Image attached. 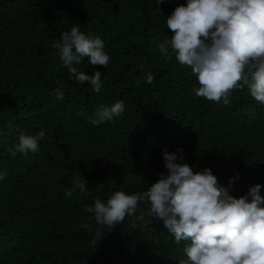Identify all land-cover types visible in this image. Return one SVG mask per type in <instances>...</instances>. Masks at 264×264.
Returning a JSON list of instances; mask_svg holds the SVG:
<instances>
[{
    "label": "trees",
    "instance_id": "trees-1",
    "mask_svg": "<svg viewBox=\"0 0 264 264\" xmlns=\"http://www.w3.org/2000/svg\"><path fill=\"white\" fill-rule=\"evenodd\" d=\"M150 2L0 0V264H178L185 242L146 215L147 202L135 213L143 220L126 215L110 228L86 210L116 190H146L167 172L164 150L182 148V162L209 167L225 187L238 173L236 197L257 183L264 196V105L246 86L230 90L227 104L197 96L191 68L157 47L173 35L166 16L186 0ZM73 26L99 36L110 56L106 67L79 65L101 71L99 92L69 79L52 47ZM118 100L119 117L90 122ZM41 130L37 152L15 150L21 133ZM76 178L89 190L66 198Z\"/></svg>",
    "mask_w": 264,
    "mask_h": 264
},
{
    "label": "clouds",
    "instance_id": "clouds-1",
    "mask_svg": "<svg viewBox=\"0 0 264 264\" xmlns=\"http://www.w3.org/2000/svg\"><path fill=\"white\" fill-rule=\"evenodd\" d=\"M163 2L155 0L156 5ZM166 17V26L173 35L170 39L165 35L158 50L168 58L171 49L180 64L191 68L200 85L194 89L197 96L227 104L230 90L246 86L251 97L264 105V0H186V5L176 6ZM52 47L67 67L69 79L80 84L87 81L94 92L101 90V71L88 75L79 67L85 58L87 65H108L110 56L99 36L73 26L62 32ZM153 79L150 72L146 73V83ZM52 95L57 101L64 100L59 88ZM123 111L121 100L102 105L90 122H111ZM44 136L43 130L35 135L21 133L15 150L35 153L39 150L38 140ZM182 161V148L164 150L167 172L161 171L146 190H116L106 202L96 198L86 210L94 213L97 224L110 228L119 225L126 215L135 216L138 202H147L146 215L161 219L175 243L185 242V258L178 264H264L261 184L250 186L244 195L236 197L230 189L238 173L225 187L209 167L194 171ZM86 184L84 178H76L72 190L65 191L64 196L71 197L73 191L85 194L89 190ZM144 216L142 212L135 219L143 220Z\"/></svg>",
    "mask_w": 264,
    "mask_h": 264
}]
</instances>
